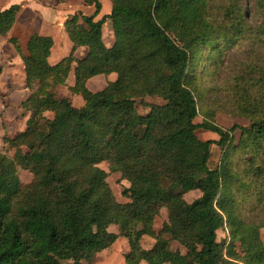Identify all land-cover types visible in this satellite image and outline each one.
<instances>
[{
    "label": "trees",
    "instance_id": "obj_1",
    "mask_svg": "<svg viewBox=\"0 0 264 264\" xmlns=\"http://www.w3.org/2000/svg\"><path fill=\"white\" fill-rule=\"evenodd\" d=\"M110 2L111 13L94 22L99 0H83L94 13L65 22L73 49L57 65L47 61L49 37L32 36L21 55L30 91L22 108L29 117L22 132L2 138L14 153H0V264H92L119 237L129 244L125 264H264V57L258 54L264 0ZM18 10L0 11V37ZM106 20L111 48L102 41ZM9 42L21 54L16 39ZM240 44L254 53L228 80L225 97L232 95L234 107L226 114L250 126L234 143L237 126L226 131L214 123L225 97L214 94L211 80L220 78L227 52ZM78 47L88 49L81 60L74 57ZM72 69L69 91L83 99L81 108L55 95ZM112 73L115 81L103 90L87 88L89 79ZM201 93L210 96L200 112ZM144 97L164 105L139 115L134 100ZM198 129L219 139H199ZM213 144L222 154L216 168L209 167ZM104 162L128 183L126 201L114 197L99 167ZM17 167L33 176L31 184L21 186ZM191 191L200 197L188 203L184 195ZM162 209L167 220L155 232ZM225 229L226 239L217 242V231ZM143 236L154 239L152 249L140 246ZM173 243L185 254L171 250Z\"/></svg>",
    "mask_w": 264,
    "mask_h": 264
},
{
    "label": "crops",
    "instance_id": "obj_2",
    "mask_svg": "<svg viewBox=\"0 0 264 264\" xmlns=\"http://www.w3.org/2000/svg\"><path fill=\"white\" fill-rule=\"evenodd\" d=\"M99 3L101 9L99 14L94 18V22L100 21L111 13L112 6L110 0H99ZM14 5L19 6L15 22L6 36L0 37V134L2 135H0V141H2L4 136L12 139L26 128L29 113L24 111L22 104L29 97L30 91L25 87V72L21 55H26L29 39L34 35L52 39L53 45L47 61L49 65L55 66L63 59L69 57L73 49V44L65 32V22L74 15L91 16L94 13L93 7L83 5V0H0V11L7 10ZM32 25L31 29L30 26ZM20 28H24L30 34L25 41H22V44L18 42L17 37H14ZM101 34L105 47L111 48L115 40L109 20H106L102 25ZM10 39H16L21 54L9 42ZM87 52V47H78L74 53V57L81 60L87 55ZM115 79L116 74L114 73L98 75L89 79L86 86L90 91L96 92L98 89L95 88H98L101 84L107 85L109 82H114ZM74 81L72 69L69 72L65 85L59 86L57 89H64V98L69 100L75 108H81L84 105L83 99L80 96L71 94L69 91V88L74 85ZM44 115L49 119L53 116L50 112ZM16 124L18 125L16 126ZM111 227L115 226H110L109 232H112L110 231ZM112 233L118 234V232ZM173 244L177 245V247L172 248ZM173 244H171V250L179 249L182 255L185 254L186 251L182 247L176 243ZM154 245L155 241L151 237L143 236L140 240V246L145 250L152 249ZM119 249H122L121 253H119ZM109 250L115 254L114 264H123L124 257L130 250L127 239L124 237L117 238L109 248L98 253L95 256V260H98L103 253ZM138 264L147 263L139 261Z\"/></svg>",
    "mask_w": 264,
    "mask_h": 264
},
{
    "label": "rangeland",
    "instance_id": "obj_3",
    "mask_svg": "<svg viewBox=\"0 0 264 264\" xmlns=\"http://www.w3.org/2000/svg\"><path fill=\"white\" fill-rule=\"evenodd\" d=\"M241 2V0H240ZM31 29L33 27L30 26ZM27 36H30L29 31L25 30L24 28H20L19 30H17V34H15L14 37H17L16 39L18 40V42L20 44H22V41H25V39L27 38ZM254 52L247 50V47H243L241 48V44L240 46H235L234 49H231L230 51L227 52V58L225 60V64L224 66L221 68L220 73L221 76L219 79H215L214 81L211 80L212 84L215 87V91H217L216 93H214L218 98H224L225 97V88H227L230 84L228 82V80H230L232 77H234L237 73H240L241 71V63L245 60H247V57H251V55H253ZM259 56H263L264 57V49H261L259 51ZM240 67V68H239ZM212 84L210 83V87H212ZM201 85L202 87H208L209 83L208 81H205V79L201 80ZM106 87V85L101 84L98 88L96 92L103 90ZM211 92V91H209ZM64 94L65 91L64 89L58 88L57 91L55 92L56 98L57 99H65L64 98ZM207 95V97L205 96ZM205 96V97H204ZM210 96V93L208 94H199L197 95V104H198V108L199 111L201 112L204 109L205 106V102H207V98ZM226 96L227 95L226 93ZM233 99L232 95H230V97H225V99L222 101V103L218 104L220 109H215L217 110V114L214 120V123L216 125H218L219 127H221L222 129L226 130V131H230L232 130L233 126L236 125L237 128L230 134L232 140L234 141V143H238L240 136H241V129H248L250 124L249 121L247 119H243V118H235L233 119L232 117H230L229 115H227L226 113L228 111L231 110L232 107H234L232 105V103L230 102ZM134 107L136 112L139 115H146L149 112V106L150 105H164V102L161 99L155 98V97H144V98H140V99H135L134 100ZM217 104V103H216ZM215 107H213L212 109H214ZM50 117V116H49ZM203 115L201 113H199L197 115V117L194 120L195 124H201L203 123ZM18 124H16L17 126ZM40 128L43 129V122H41L40 124ZM0 132H1V128H0ZM1 135V134H0ZM196 135L199 139L202 140H213V141H217L219 139V136L215 133L209 132V131H205L203 129H198L196 131ZM2 136V135H1ZM212 147V150H211ZM210 147V152H211V157H210V162H209V167L210 168H216L219 166V163L221 161V150L217 145H211ZM24 151V150H23ZM0 153H2L3 155L12 158L13 157V153L14 150L11 148H9V145L7 143H4L3 141H0ZM99 167L104 170L107 173V183L110 187V189L113 192L114 197L116 198L117 201L119 202H124L126 201V198L122 195L124 189H126L128 187V183L124 180L121 179L120 175L118 173H112L110 172L109 169V164L104 162L101 163L99 165ZM17 177L21 183L22 187H25L29 184L32 183L33 181V176L27 172L24 171L21 167H17ZM200 197V194L198 192H190L188 194H186L184 196V199L186 202L190 203L193 200L197 199ZM167 220V213L164 209L160 210L159 212V216L155 219L154 224H153V229L155 230V232H159L162 229V224L164 221ZM112 232H118V228L115 227H111L110 228ZM227 230H218L216 235H217V242H220L224 239H226L227 237ZM260 239L264 245V230H260ZM238 246V245H237ZM177 247V245L173 244V247ZM122 249H119V253H121ZM239 252V254L241 253L240 249L237 250ZM115 254H113L111 252V250L103 253L98 260H94L92 261V264H114L115 263ZM121 258V255H120ZM123 264H124V260H123Z\"/></svg>",
    "mask_w": 264,
    "mask_h": 264
}]
</instances>
